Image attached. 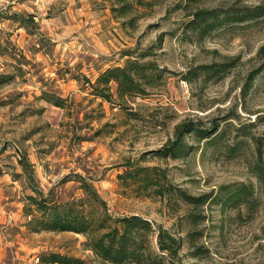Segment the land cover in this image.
Returning a JSON list of instances; mask_svg holds the SVG:
<instances>
[{
  "label": "rangeland",
  "instance_id": "obj_1",
  "mask_svg": "<svg viewBox=\"0 0 264 264\" xmlns=\"http://www.w3.org/2000/svg\"><path fill=\"white\" fill-rule=\"evenodd\" d=\"M130 2L128 13L119 15L111 0H0V264H58L42 261L49 252L103 264L83 246L82 234L34 230L27 223L24 196L31 189L22 154L34 169V184L50 198L80 197L83 178L112 216L139 213L172 232L180 239L176 264H264V184L249 169L251 136H264L256 117L264 114V70L247 93L242 90L248 73L264 62V16L228 23L202 40L184 32L198 8L264 0ZM14 13L32 14L36 27L29 32ZM133 58L154 61L161 73L147 94L118 100L115 83L113 102L93 93L89 81ZM224 60L235 65L221 77L183 79L189 68ZM57 97L61 106L53 103ZM181 121L201 128L217 123L221 134L199 139L186 132L183 156H161ZM127 159L165 168L191 195L214 197L177 206L138 194L136 185L118 178ZM242 183L251 184L250 197L230 200Z\"/></svg>",
  "mask_w": 264,
  "mask_h": 264
},
{
  "label": "trees",
  "instance_id": "obj_2",
  "mask_svg": "<svg viewBox=\"0 0 264 264\" xmlns=\"http://www.w3.org/2000/svg\"><path fill=\"white\" fill-rule=\"evenodd\" d=\"M111 1L112 10L119 12V15L127 14L131 7L130 0ZM262 16H264V2L256 5L198 8L190 14L184 25V32L188 30L194 32L196 38L202 40L212 31L228 23L252 21ZM13 17H16V21L29 32L32 31L31 26L36 27L32 14L23 16L14 13ZM234 65L235 60L199 64L189 68L183 74V79L193 81L201 75L205 79L221 77ZM262 70H264V62L248 73L242 88L243 93L249 91L255 77ZM160 76L161 73L154 61H140L139 58H133L127 60L124 65L105 68L97 75L94 82L88 81L93 93L113 102L115 97L111 90L112 83L116 86V99L122 100L127 96L147 94L148 87L154 86ZM53 101L59 106L63 103L60 97ZM256 117H258L257 122L264 123V114H257ZM249 124L254 123L249 122ZM218 125L212 123L209 127L201 128L192 121H181L175 125L174 139L168 140L159 153L163 157H181L188 147L183 139L186 132H194L199 139H215L221 134ZM244 127L246 124L242 123V131ZM251 139L254 141L255 149L249 169L256 180L264 184V136L252 135ZM19 164L23 178L31 189V192L24 196L23 211L29 216L27 223L32 224L34 230L70 231L82 234L83 246L91 250L103 264H176L175 258L180 249V239L166 228L159 226L156 229L151 220L139 213L112 216L95 187L83 178L79 180V188L82 190L80 197L63 201L50 198L34 184V169L24 154L20 156ZM123 165L124 170L118 174V178L125 185L129 183L136 185L138 194L164 197L169 203L171 199L176 202L173 205L177 206H180V203L186 206H198L214 197L212 193L198 196L189 194L186 189L172 182L165 168L156 165H139L137 161L131 159H127ZM251 194V184L242 183L229 194V199L247 200ZM186 217L194 219L193 212H187ZM188 236L191 237L192 233L189 232ZM42 261L58 264H88L80 257L58 252L45 254L42 256Z\"/></svg>",
  "mask_w": 264,
  "mask_h": 264
},
{
  "label": "crops",
  "instance_id": "obj_3",
  "mask_svg": "<svg viewBox=\"0 0 264 264\" xmlns=\"http://www.w3.org/2000/svg\"><path fill=\"white\" fill-rule=\"evenodd\" d=\"M0 260H1V252H0Z\"/></svg>",
  "mask_w": 264,
  "mask_h": 264
},
{
  "label": "built area",
  "instance_id": "obj_4",
  "mask_svg": "<svg viewBox=\"0 0 264 264\" xmlns=\"http://www.w3.org/2000/svg\"><path fill=\"white\" fill-rule=\"evenodd\" d=\"M36 260H38V257H36Z\"/></svg>",
  "mask_w": 264,
  "mask_h": 264
}]
</instances>
